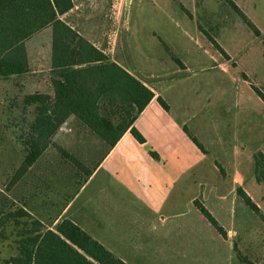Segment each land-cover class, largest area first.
I'll return each mask as SVG.
<instances>
[{"label":"rangeland","instance_id":"obj_1","mask_svg":"<svg viewBox=\"0 0 264 264\" xmlns=\"http://www.w3.org/2000/svg\"><path fill=\"white\" fill-rule=\"evenodd\" d=\"M161 1L164 7L158 9L152 0H131L124 56L135 74L160 88L176 117L202 145L208 179L203 197L192 199L191 205L187 198L181 199L176 213L164 215L169 219L158 223L159 249L154 261L136 262L132 239L117 240L122 246L112 248L130 259L129 264H264V181L258 180L256 172L258 161L263 164L257 154H264V0H233L260 34L227 0ZM153 30L171 49L162 43L145 46ZM50 42L51 29L29 40L40 53H46ZM30 71L0 78V190L18 204L27 205L55 229L71 215V208L66 210V206L80 182L90 177L67 155L79 157L93 170L109 145L92 131L80 128L70 116L37 162L10 187L24 157L20 135H27L34 117L18 83L27 79L49 81V71L44 67ZM237 175L244 180L235 188ZM215 177L224 180L221 194L211 190ZM97 182V178L90 179L79 201L90 198L101 214L106 204L111 206L112 215L123 210L126 224L132 222L128 234H133L136 206L127 199L101 198ZM240 188L257 204L258 213L237 195ZM195 201L216 218L226 236L199 211ZM93 220L88 224H95ZM9 254L8 247H1L0 257Z\"/></svg>","mask_w":264,"mask_h":264},{"label":"trees","instance_id":"obj_2","mask_svg":"<svg viewBox=\"0 0 264 264\" xmlns=\"http://www.w3.org/2000/svg\"><path fill=\"white\" fill-rule=\"evenodd\" d=\"M227 1L260 34L233 0ZM72 7V0H0V78L28 74L27 42L37 33L51 29L49 81L53 94L35 92L24 97L26 107L33 108L34 117L27 135H20L25 144L24 157L10 187L37 162L70 116L76 118L80 128L92 131L110 148L127 131L138 141H146L134 123L155 93L61 19ZM158 99L168 109L165 101ZM151 154L159 158L157 152ZM67 156L80 171L92 173L79 157ZM258 156L263 164L258 161L256 172L258 180L264 181V154ZM238 194L258 213L259 207L243 189ZM195 204L226 236L216 218L198 201ZM0 244L10 251L0 257V264H128L71 219L61 220L51 229L2 190Z\"/></svg>","mask_w":264,"mask_h":264},{"label":"crops","instance_id":"obj_3","mask_svg":"<svg viewBox=\"0 0 264 264\" xmlns=\"http://www.w3.org/2000/svg\"><path fill=\"white\" fill-rule=\"evenodd\" d=\"M72 1L73 7L62 14L61 19L106 53L112 60L144 82L153 90L155 97L134 123L146 141H138L130 131H127L112 148L109 147L103 159L93 168L90 177L80 182V188L66 206V210L71 208V215L68 219L77 223L88 234L127 263L130 259L117 254L116 248L112 247L114 245V247L122 246L123 243L120 245L117 240L132 239L135 261L149 263L154 261L159 249L158 223L168 220L169 218L165 217L169 214L174 215L176 213L181 206L179 205L181 199L187 198L186 203L191 205L192 199L203 197L204 182L208 179L204 164L206 155L194 141L193 137H196L188 132L186 123L176 117L172 104L163 96L160 88L149 81H145L128 66L123 48V38L126 39L125 34H130L127 18L128 6L118 12V15H114L112 14V2L114 0ZM152 1L156 8L164 7L161 0ZM162 12L167 14L164 9ZM45 30L49 31L50 29ZM168 38L172 39L173 36L168 34ZM160 43L166 44V47L171 49V46H167L168 43L164 41L162 35L153 30L144 44L149 48V46H157ZM49 46L50 48L47 49L46 53H40L37 45L27 42L30 69L44 67L45 70H50L51 45ZM33 48L34 53H32ZM18 86L22 88L24 94L35 92L53 94L51 81L27 79V81H20ZM159 97L165 101L168 109L162 106ZM151 151L157 152L159 158L152 156ZM92 178L98 180L101 198L104 196L109 200L112 197L114 199H127L136 206L133 234H128L132 228L130 225L132 222L129 221L126 224L123 210L120 214L114 213L112 215L111 206L106 204L101 214L90 201V198L85 199L86 201H79L82 190ZM243 180L242 176L237 175L233 180L235 188ZM217 181V177H215V184L211 190L215 194H221L223 191L221 190V185H223L221 183L224 180L221 177L220 181ZM120 204L118 203V205ZM24 207L52 229L43 219L28 209L27 205L24 204ZM94 214L99 218L94 217ZM234 217L231 215L232 222L236 220ZM60 219L59 217L55 221L58 222ZM92 220L96 223L88 224ZM165 226L168 227V225ZM93 227H98V229L95 230ZM116 231L124 232L120 234Z\"/></svg>","mask_w":264,"mask_h":264},{"label":"built area","instance_id":"obj_4","mask_svg":"<svg viewBox=\"0 0 264 264\" xmlns=\"http://www.w3.org/2000/svg\"><path fill=\"white\" fill-rule=\"evenodd\" d=\"M129 4L130 0H114L112 6V14L118 15V12L126 9Z\"/></svg>","mask_w":264,"mask_h":264}]
</instances>
